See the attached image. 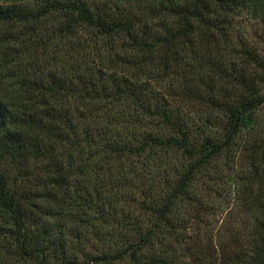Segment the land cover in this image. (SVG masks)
<instances>
[{
	"label": "trees",
	"instance_id": "obj_1",
	"mask_svg": "<svg viewBox=\"0 0 264 264\" xmlns=\"http://www.w3.org/2000/svg\"><path fill=\"white\" fill-rule=\"evenodd\" d=\"M98 1L0 2V27L33 24L36 35L55 24L40 34L47 46L33 73L20 55L36 47L18 49L0 32V264H179L159 250L176 234L177 210L264 104V59L231 36L233 18L264 0H135L117 16L114 0ZM186 55L222 73L227 57L231 86L208 101L225 113L221 136L198 138L146 81ZM253 179L255 219L234 256L264 264V172ZM91 236L116 247L84 250ZM234 242L221 247L224 263Z\"/></svg>",
	"mask_w": 264,
	"mask_h": 264
},
{
	"label": "rangeland",
	"instance_id": "obj_2",
	"mask_svg": "<svg viewBox=\"0 0 264 264\" xmlns=\"http://www.w3.org/2000/svg\"><path fill=\"white\" fill-rule=\"evenodd\" d=\"M35 1L38 3L37 0H0L3 4L28 7H34ZM87 1L99 3L98 0ZM136 5L135 0H114L113 3L108 4L107 8L112 15L117 16L127 8L135 10ZM145 8L147 12L148 8L146 6ZM232 21L234 27L231 36L245 40L249 46L255 47L264 59V7L252 5L248 10L239 12ZM53 24V20L43 21L36 35L34 33L37 32V26L35 25L36 29L33 30V24L12 26L6 24L0 27V32L9 38L10 45L18 49H22L23 46L36 47L37 55L36 53L28 54V56L20 55L23 58L19 68L26 64L29 71L33 73L43 67L42 53L46 51L47 44L40 34L49 31ZM11 51L12 56L19 59L12 49ZM224 57L222 67L229 68L226 70L229 72L228 60L226 55ZM187 60L177 63L176 66L172 65L169 70L155 65L153 75L146 81L172 106L178 107L180 114L193 128L198 138L213 133L221 136L225 124V113L208 101L210 96L216 100H222L231 82L225 78L226 72L222 73V69L220 72L209 71L211 63L217 64V61L203 58L202 65H198L188 56ZM30 62L34 63L30 66ZM140 80H145V77L140 76ZM263 153L264 104L257 108L253 121L242 127L229 151L219 156L205 170V174L201 173L196 177L191 198L188 203L182 204L174 216L176 234L170 235L159 250L175 258L179 264H245L237 261L234 254L242 253L246 247L248 232L254 223L255 210L247 204L249 201L245 190L250 184L247 181L249 177L253 179V175L256 174L253 180L259 179L264 172ZM11 170L14 173V169L7 165V171ZM142 217L144 220L149 219L145 215ZM88 239L89 242L83 241L82 248L88 250L92 247L90 251L93 250L94 253L116 247L111 240H109L110 243L105 239H98L97 236H91ZM234 239L235 245H232L230 252L232 257L224 263L220 253L221 247ZM238 258L242 259L241 256ZM117 264L130 263L128 259H125Z\"/></svg>",
	"mask_w": 264,
	"mask_h": 264
}]
</instances>
